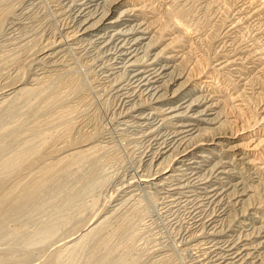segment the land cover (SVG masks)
I'll list each match as a JSON object with an SVG mask.
<instances>
[{"label": "bare ground", "instance_id": "1", "mask_svg": "<svg viewBox=\"0 0 264 264\" xmlns=\"http://www.w3.org/2000/svg\"><path fill=\"white\" fill-rule=\"evenodd\" d=\"M54 2L49 16L56 27L50 28L52 23L45 24L44 18L32 19L33 22L30 20L33 14L26 7L17 9L18 12L7 17L6 23L2 20L0 24V129L5 128L11 117L21 128V116L37 115L43 107L50 114L56 110L59 113L58 102L52 110L47 106L52 104L51 100L55 101L54 96L61 99L58 89L72 81L75 73L72 71L80 62H91L89 57H98L102 62L105 74L104 81L99 83L109 87L107 92L115 98V109L121 119L118 123L115 121L114 129H95L89 110L85 108L77 113L79 116L74 124L57 129L56 139L48 143L37 158L33 156L35 151L28 152L33 144L24 146L27 150L17 148L20 150L17 152L10 140L3 143L4 149L0 150V230L3 229L0 232L7 227V242L10 241L11 247L5 251L8 254L4 256L5 262L1 261L11 264V260L17 259L27 264L33 251L39 252L35 245L41 240L38 239L41 230L35 229L36 235L39 231L37 237L34 231L27 230V234L33 233L38 240L31 234L24 235L27 226L20 235L19 227L24 222L16 217L22 219L31 215L28 212L36 211V204L41 202L45 203L44 208L50 193L57 191V194H66L58 208L62 213L58 217L64 216L59 219L65 221L52 224L53 214L46 216L47 211L45 216L51 224L45 222L55 228L49 230L51 227L48 229L49 226L44 225L49 231H44L45 236L41 234V242L54 240L48 244L52 247L50 256L38 264L61 263L63 249H68L65 258L70 259L85 253L78 264H111L109 250L115 251L116 247L107 245L110 242L105 238L106 221L118 216L127 205H135L136 197L143 191L159 196L160 209L170 213L171 218L183 212V221H180L184 224V234L178 244L192 252V264H264V96L260 100L262 103L255 106L259 114L248 124L243 121L247 127L246 134L242 135L246 138L243 145L249 149L239 147L241 143L236 144L238 149L228 146L226 149L231 152L221 147L225 139L236 133L234 125L249 108L248 98L260 93L256 90L258 87L251 85V79L255 74L264 73V0ZM187 5H194L191 11L196 10L195 13L190 12ZM199 15L209 20L207 28H202L204 32L199 31L201 26L200 29L196 26ZM60 18L64 21L62 25ZM218 21L219 26L215 25ZM166 34H170L168 38ZM161 40L162 47L151 52ZM192 68L196 69L193 74ZM201 75L206 78L196 80ZM88 96L87 92L79 91L62 99L64 103H84ZM59 101L61 104L62 100ZM223 102H229L227 108L235 110L234 115L226 113ZM45 114L48 113L39 116L45 117ZM14 116L19 117L20 123ZM35 120L30 128L36 133L43 131L37 118ZM15 124L7 131L23 129L14 128ZM241 126L243 124L239 128ZM231 128L235 129L231 131ZM15 130L13 135L18 134ZM120 134H133V139L145 144L138 165L132 169L130 177L127 174L124 175L128 178L116 177L115 187L106 194L108 199L93 212L91 210L92 213L87 216L82 213L80 217L72 210V214H68L77 202L82 203L85 196L90 197L101 188V173H98L97 164L96 167L92 165L94 157L99 151L108 150L113 138ZM9 135L2 133L1 137L7 140ZM213 146L220 149L214 152ZM25 152L31 157H25L28 154ZM18 157L25 158L16 159ZM89 161L91 164L87 168ZM84 165L86 168L80 173ZM70 175L73 179L68 177ZM68 182L71 186L67 189ZM52 206L50 203V208ZM41 217L39 220L43 223ZM12 219L21 226L9 225L14 222L10 221ZM30 219L32 222V217Z\"/></svg>", "mask_w": 264, "mask_h": 264}, {"label": "rangeland", "instance_id": "2", "mask_svg": "<svg viewBox=\"0 0 264 264\" xmlns=\"http://www.w3.org/2000/svg\"><path fill=\"white\" fill-rule=\"evenodd\" d=\"M29 1V2H28ZM37 1V2H36ZM37 4H36V3ZM33 5H32V4ZM35 3V4H34ZM54 0H0V11H2V12H0V24L2 23V20H3V22L4 23H6V21L8 20V18L7 17H9L11 14H13V13H16V12H18L17 11V9H19V8H24V9H26L27 8V10H29L30 12H32V14H33V18H29L30 20H32V19H35V18H39V19H41V18H44L45 20V24H47L48 23V25L50 24V23H52V25H50V28H53V27H56L55 25H57L56 24V22H54L53 21V18H52V16L50 17L49 15L51 14L50 13V9H52L53 8V6L52 5H54ZM22 4V5H21ZM31 5H32V7H31ZM23 6V7H22ZM128 6H131V5H128ZM187 6H189V5H187ZM194 6V5H193ZM193 6H189L188 8V10H190V12H193V11H191V10H193ZM26 7V8H25ZM31 8V9H28V8ZM195 7V6H194ZM4 9V10H3ZM6 10V11H5ZM39 10V11H38ZM34 11V12H33ZM195 11L196 10H194V12L193 13H195ZM42 13V14H41ZM197 13V12H196ZM35 14V15H34ZM148 14H151L150 12L148 13ZM39 15V16H38ZM43 15V16H42ZM117 14H115V16H116ZM200 16V19L198 20V22H197V24H196V26H201V30H199L200 32H204L205 30L204 29H202V28H207V25L209 24L208 22H209V20H207L206 21V16H202V15H199ZM7 18V19H6ZM52 18V19H51ZM63 18H66V16H64ZM47 19V20H46ZM33 21V20H32ZM56 21H57V19H56ZM60 21H61V25H62V23L64 22L63 20H61V18H60ZM200 21V22H199ZM34 22V21H33ZM5 25V24H4ZM47 25V26H48ZM215 25H220L219 24V21L217 22V24H215ZM52 26V27H51ZM210 26V25H209ZM214 27H216L217 28V26H214ZM199 29H200V27H199ZM160 32V31H159ZM161 34H163L162 32H161ZM170 34H166V38H168V36H169ZM162 39H164V38H162ZM162 40L160 41V43L161 44H159L157 47H155V48H153L152 50H151V52H157L161 47H162ZM167 42V41H166ZM193 46V45H192ZM206 47V46H205ZM2 52V51H1ZM187 56V55H186ZM206 56V55H205ZM205 56H203V57H205ZM97 57V56H96ZM187 57H185L184 58V61H186L185 59H186ZM189 59V58H188ZM188 59H187V61H188ZM88 60H90L91 62H87V61H82V62H80V64L78 65V66H76L74 69H75V71L73 70L72 72H75V73H73L74 74V78L72 79V81L70 82V83H68L66 86H68V87H66V86H63V87H61L60 89H58V92H60V94H58V92H57V94H58V96H60L61 97V95H62V97H61V99H57V96H54V97H56V98H54L53 97V100H55V101H52L51 100V102L50 103H52V104H50L49 106H47V109L48 110H52V108H55V106H56V104H57V102H58V104H57V106H60V107H57V109L58 108H61V109H58V110H60L59 111V113H57L56 111V113L55 112H52V114H50V112L49 111H47L46 110V107H45V109H44V107L43 108H41V109H39L37 112L38 113H36L37 115H32V116H29V114L30 113H28V114H25V116L27 115V117H25V116H21L20 117V121H21V123H20V121L18 120V116H17V120L19 121V123L20 124H22V125H20L21 126V128L18 126L17 127V125H19L18 123L17 124H15L14 123V120H13V117H11L12 119H11V121L9 120V122H6L7 123V125H5V128L4 129H0V137H1V134L2 133H6V135L8 136L9 135V132H10V130H9V132L7 131L8 129H9V127L10 126H12L13 124H15L16 125V127H15V125L13 126L14 128H20V129H22V130H19L21 133L19 134V131L18 130H15L16 131V133L18 132V134L17 135H13L15 132H13L14 130H12L11 128V132H13V133H11L10 132V135L9 136H11V137H14V138H11V137H9V138H7V140H6V138H0V144H2V145H0V150H3L4 149V145H5V143L6 142H9V140H10V144H12L13 143V145H11V147L12 148H15V149H17V148H19L20 150L22 149L21 147H24V146H30V145H32L31 147H32V149H31V147H29L30 148V150H28V152H30V153H33L34 151V155L33 156H36V158L37 157H39L40 155H38V154H40V153H42V150H43V148L48 144V143H50V142H53L55 139H56V137H57V129H62V128H64L65 126H71L72 124H74L75 123V118H76V116H77V113L79 114V112L81 111V110H83V109H88L89 110V114H90V118H91V120L93 121V123H94V125H95V129H106V130H109V129H114L115 127H116V124H115V121L118 123V121L121 119L117 114H118V111L115 109V98L113 99L111 96H110V94L108 93L109 92V90H108V88L107 87H103V85L102 84H100L99 83V81L101 80V81H104V74H105V72H104V69L101 67L102 66V62L101 61H99V58L97 57V58H94V57H89L88 58ZM97 60V61H96ZM204 60V59H203ZM93 61H94V63H93ZM103 61L105 62V59H103ZM84 62V63H83ZM97 63V64H96ZM186 63V62H185ZM187 67V65L185 64V68ZM196 67V66H195ZM20 68H22V67H20ZM100 68V69H99ZM77 69H78V71H77ZM21 70V69H20ZM199 69H197V71H198ZM5 71V70H4ZM77 71V72H76ZM101 71V72H100ZM191 72H192V74L193 73H195L196 72V69H194V68H192V70H191ZM14 74V73H13ZM77 75V76H76ZM99 75V76H98ZM102 75V76H101ZM263 75H264V73H263ZM263 75H258V74H255V76H253L252 77V79H251V85H253L254 87H258L259 89H256L257 91H259L260 93H257V94H255V96L254 97H251L250 99L248 98V101H249V103L247 104V108L248 109H245V112L246 113H244L243 114V116H242V118H240L239 117V119L237 120V122L235 123V125H234V127H236L237 128V131H236V133L235 134H232L231 135V137L230 138H228V139H225L223 142L224 143H222L223 145H221V147H223V149H226L228 146H230L231 148H236L237 147V149L239 148V147H243V148H245V149H249V147L248 146H246V145H243V141L246 139V138H243V136L242 135H245L246 133H245V131H246V129H247V127L245 126L244 127V123H243V121H246V123L245 124H248V122H251L252 121V119H254V116L256 115V114H259V110H257V107H255L256 106V103H262V101H260L261 100V97H263L264 96V76ZM95 76V77H94ZM261 76V77H260ZM65 77V76H64ZM257 77V78H256ZM70 78V77H69ZM203 78H206V76H204V75H201L199 78H196V80H200V79H203ZM97 82V83H96ZM71 83H73V84H71ZM258 83V84H257ZM90 84V85H89ZM202 84V83H201ZM93 85V86H92ZM91 86V87H90ZM100 86V87H99ZM102 86V87H101ZM252 86V87H253ZM100 88H102V89H100ZM62 89H64V90H62ZM60 90V91H59ZM71 90V91H70ZM68 91V92H67ZM79 91H81V92H87L88 93V95L90 96H88V98H86L85 99V101H84V103H82L81 101H80V103L79 102H74V101H68V102H66V103H64V99H62L63 97L65 98L66 96L68 97H70V96H72V95H74L75 94V92L77 93V92H79ZM108 91V92H107ZM66 92V93H65ZM65 93V94H64ZM70 94V95H68V94ZM108 93V94H107ZM72 94V95H71ZM59 98V97H58ZM253 98V99H252ZM91 99V100H90ZM59 100H62V102H61V104L63 105H61L59 102ZM258 100V101H257ZM55 102H56V104H55ZM70 102V103H69ZM64 103V104H63ZM72 103V104H71ZM73 103H74V105H76V106H74L73 105ZM76 103V104H75ZM81 104V106L80 105H78V104ZM224 103V102H223ZM228 103L229 102H227V103H224L225 104V106L223 107V109L224 110H226V113L227 112H229V114L230 115H234L235 114V110H232V109H228L227 108V105H228ZM236 103V102H235ZM255 103V104H254ZM54 104V105H53ZM66 104V105H65ZM71 104V105H70ZM88 104H89V106H88ZM52 105L54 106V107H52ZM167 105V104H166ZM166 105H163V106H166ZM250 105V106H249ZM254 105V106H253ZM69 106V107H68ZM71 106V107H70ZM223 106V105H222ZM229 106V105H228ZM63 107H65V108H63ZM23 108L25 109L26 107H24V105H23ZM50 108V109H49ZM44 109V110H43ZM26 110V109H25ZM24 110V111H25ZM46 110V111H45ZM73 110V111H72ZM23 111V112H24ZM255 111V112H254ZM44 112L45 113H48V114H45V117H47V118H45V117H42V116H44ZM42 113V114H41ZM55 113V114H54ZM65 113V114H64ZM114 113V114H113ZM253 113V114H252ZM60 114V115H59ZM39 115H42V116H39ZM46 115H50V116H46ZM52 115V116H51ZM117 115V116H116ZM58 116V117H57ZM79 116V115H78ZM77 116V117H78ZM253 116V117H252ZM29 117V118H28ZM34 117H36L37 118V120L39 121V123H40V126L42 125V127H41V129L43 130V131H41V132H39V130H38V133H41V134H38V133H36L35 132V130L33 131L32 130V127L30 128V126H32V122H33V120H35L36 118H34ZM48 117H49V119H50V121H49V119H48ZM62 117V118H61ZM117 117V118H116ZM14 118V119H15ZM32 118H34V119H32ZM45 118V119H44ZM53 118H54V120H53ZM56 118V119H55ZM15 119V122H18L17 120ZM32 119V122L30 121ZM45 121L44 123H43V120ZM66 119V120H65ZM114 119V120H113ZM13 120V121H12ZM28 120V121H27ZM40 120H41V122H40ZM52 120V121H51ZM36 121V120H35ZM47 121V122H46ZM54 121V122H53ZM239 121V122H238ZM11 122H12V124H11ZM31 122V123H30ZM57 122H59V124L57 123ZM111 122V123H110ZM41 123H43V124H41ZM55 124V125H54ZM237 124V125H236ZM240 124H243V126H241V128H239V126H240ZM28 125V126H27ZM65 125V126H64ZM8 126V127H7ZM27 128H26V127ZM62 126V127H61ZM7 127V128H6ZM25 127V128H24ZM108 127V128H107ZM119 127V126H118ZM235 128H231L230 130L232 131V130H234ZM5 132H4V131ZM56 130V131H55ZM3 131V132H2ZM8 133H7V132ZM30 133V134H29ZM13 136H12V135ZM131 135H133V134H131ZM131 135H127V136H124V135H122V134H120V135H118L117 137L115 136L114 138H113V142L110 144V148H108V150H101V151H99L100 153H97V155H96V157H94V164H92V165H96L97 167H98V173L100 174L101 173V177L99 176V178H100V182H101V188L100 187H98L97 189L98 190H96L93 194H92V196H90V197H87V196H85L84 198L85 199H83L84 201L82 202V203H79V202H77V204L75 205L76 206V208H75V206H73L70 210H69V212H67L68 214H70L71 212L70 211H72V210H74V212H75V214H77V215H79L80 217H82V215H84V214H86L85 216H87L88 214H90V213H92L94 210H96V208L99 206V205H101L102 203H104L103 202V200L105 201V200H107L108 199V196L107 195H109V193L111 192V190L112 189H110V188H112V187H115L113 184H114V182H115V180H116V177H121V178H123L126 174H127V176H129L130 177V173L132 172V169L133 168H135L137 165H138V161H139V159H140V154H141V152H142V150H144V147H145V144H143V141H140L139 139H133V137H134V135H133V137L131 136ZM129 136V137H128ZM135 137H137L136 135H135ZM55 138V139H54ZM120 138V139H119ZM2 139H4L5 140V142L2 140ZM2 140V141H1ZM23 142V143H22ZM24 142H27V143H24ZM3 143H4V145H3ZM238 143H241L240 144V146L238 147L236 144H238ZM8 144V143H7ZM25 144V145H24ZM227 144V146H225ZM22 145V146H21ZM35 145V146H34ZM42 145V146H41ZM213 145V144H212ZM219 145V146H220ZM16 146V147H15ZM26 146V147H27ZM219 146H213L215 149H212L214 152H216V149H220V147ZM9 147H10V145H9ZM26 147H24V149H26ZM36 147V148H35ZM42 147V148H41ZM3 148V149H2ZM28 148V149H29ZM19 149H17V152H19L20 150ZM33 149H35V150H33ZM27 150V149H26ZM33 150V151H32ZM251 150V149H250ZM24 151V150H23ZM225 151H228V152H231V150H225ZM15 152H16V150H15ZM27 152V153H28ZM206 152V151H205ZM26 152L24 153V154H27ZM30 153H28L27 155H24V154H22L21 156H25V157H31V154ZM101 155V156H100ZM105 155V156H104ZM20 156V155H19ZM25 157H18V158H16V159H19V158H25ZM95 160L97 161V162H95ZM20 162V160L19 161H17V163H19ZM93 163V162H92ZM205 163V162H204ZM12 164V163H11ZM87 164V163H86ZM89 164H91V161H89L88 162V164H87V168H89ZM13 165H16V164H13ZM95 166V167H96ZM100 166V167H99ZM134 166V167H133ZM85 167V165L83 166V168H81L80 167V173H82V170L84 169V168H86ZM126 167V168H125ZM208 167V166H207ZM128 168V169H127ZM140 168V167H139ZM101 169V170H100ZM100 170V171H99ZM111 170V171H110ZM78 171V170H77ZM84 171V170H83ZM79 172V171H78ZM78 172H76L78 175H79V173ZM76 173H74V175H77ZM123 174V175H122ZM125 174V175H124ZM73 175V174H72ZM72 175H70V176H68L69 178H71V179H73L72 178ZM73 175V176H74ZM77 175V176H78ZM77 176H74L75 178L77 177ZM127 176H125L124 178H126ZM128 178V177H127ZM69 184L65 187V188H69L71 185H70V182H68ZM72 184V183H71ZM70 185V186H69ZM66 189V190H67ZM109 189V190H108ZM54 190H56V189H54ZM66 190H65V193H67L66 192ZM102 191V192H101ZM54 193H50V195L48 196V200L49 201H51V202H49V201H45V202H48V203H46V205H45V211H44V208H43V206H44V202H41V201H38V202H41L40 204H36V206H35V208H37V210L36 211H34V210H31L33 213H30L31 211H29L28 213L29 214H31V215H29V216H31L32 217V222H31V217H29L28 215H26V216H23V217H28V219H24L23 217H22V219L20 218V217H16V218H18L17 220L19 221V219H20V222L21 223H23L22 224V226H21V224H20V222L18 223V224H20V226L21 227H19L20 228V235H22V233H24V232H26V233H24V235H27L28 237L30 236L29 234H31V232H33L35 235H36V233H35V231H37V230H41L40 231V235H39V231H38V234L37 235H39V237H38V239H40L41 238V240H42V238H43V236H45V235H43L45 232H46V228L48 227V229L49 230H52L53 228H55V226H53L52 227V225H49V224H53L54 223V225L57 223H61V219H59V217L60 218H63L62 216H59L58 217V215L59 214H62L61 213V211H58L60 208V204H59V202L60 201H62V198H65L66 197V194H64V192H62V193H59V194H57V191L55 192V191H53ZM107 192V193H106ZM104 193V194H103ZM99 194V195H98ZM107 194V195H106ZM148 194V195H147ZM159 196H157V195H155L154 196V194L152 195L151 193H150V195H149V193H143V191H141L140 193H139V195L136 197L137 198V200H136V204L134 205V204H129V205H127V207H125L124 209H122L121 211H120V213L118 214V216H117V218H116V216L114 217V218H111V219H113V221H112V224H110V222H111V219L108 221L107 219V221H106V223L110 226V229L108 228L109 226L107 225V228H106V232H108V233H106L107 234V237H105V238H107V239H109V242H110V244L108 243L107 245H113L112 247H116L115 248V251L113 252V251H110L109 249V253H110V255H112V256H110L109 258H111V264H192V262H191V255H192V252L189 250V252H188V250H185L183 247V249L181 248V244H178V243H180L179 242V240H180V237H181V235H182V233L184 234V224H183V220H182V218H183V212L181 213V212H179V214H181V216L179 215L178 217H174L173 216V218H171L172 216H170L169 214L170 213H165L164 211L162 212V210L160 209V204H159V198H158ZM52 198V199H51ZM95 198V199H94ZM98 198V199H97ZM104 198V199H103ZM158 198V199H157ZM58 200V201H57ZM102 201V202H101ZM158 201V202H157ZM56 202H58V203H56ZM142 202V203H141ZM44 203V204H43ZM50 203H51V206L53 207V208H50ZM56 203V204H55ZM79 203V204H78ZM101 203V204H100ZM134 203V202H133ZM59 204V205H58ZM40 205L42 206L41 208H39L40 207ZM79 205V206H78ZM136 205H138V206H136ZM129 207V209H127ZM39 208V209H38ZM43 208V209H42ZM52 209V210H50V209ZM59 208V209H58ZM74 208V209H73ZM94 208V209H93ZM138 208V209H137ZM144 208V209H143ZM54 209H55V212H52V211H54ZM66 209H67V207H66ZM76 209L78 210V211H76ZM130 209H132V210H130ZM39 210H40V212H41V210H43V212H39ZM57 210V211H56ZM91 210H92V212H91ZM160 210V211H159ZM47 211H48V215H46V213H47ZM80 214H79V213ZM35 213V214H34ZM36 213H39L38 215L36 214ZM51 213L53 214V215H51ZM58 213V214H57ZM83 213V214H82ZM54 214H57V216L55 215L54 216ZM68 214H66L65 215V218H66V216H68ZM72 214V213H71ZM74 214V213H73ZM82 214V215H81ZM121 214V215H120ZM123 214V215H122ZM125 214L128 216H126V218H125ZM40 215H42V217L40 216ZM49 216V217H51L50 218V221H51V223H50V221L49 220H47V219H49L48 217H46V216ZM51 215V216H50ZM76 215V216H77ZM34 216V217H33ZM37 218H39L40 219V217H41V219H42V221H43V223L41 222V220H39V219H36V217ZM45 216V217H44ZM78 216V217H79ZM55 219H54V218ZM121 217H123V218H121ZM35 218V220H33ZM54 219L53 220V222H52V220L51 219ZM128 218V219H127ZM180 218V219H179ZM58 219V221L57 222H54V221H56ZM69 219H70V217H69ZM116 219V220H115ZM120 219H122V220H120ZM228 219H230V218H228ZM16 219H12V220H10V221H14V222H11V223H9V225L11 224H17V223H15V222H17V221H15ZM28 222H27V221ZM38 220H39V222H38ZM47 220V223H48V221H49V224H48V226H47V224H46V221ZM61 220V221H60ZM117 220H119V221H117ZM180 220H182V221H180ZM65 221V219H63V221L62 222H64ZM116 221V222H115ZM121 221V222H120ZM33 222H35V223H33ZM40 222H41V224H40ZM44 222H45V224H44ZM73 222H74V220H73ZM72 222V223H73ZM120 222V223H119ZM28 223V224H27ZM38 223V225H32V224H37ZM118 223H119V225H118ZM14 224H13V226H14ZM17 224V225H18ZM25 224V225H24ZM27 224V225H26ZM43 224V225H42ZM56 224V225H57ZM122 224H123V226H122ZM28 225H30V226H28ZM40 225H41V227H40ZM44 225H46L47 227L45 228V226ZM125 225V226H124ZM19 226V225H18ZM24 226V227H23ZM25 226H27V228L25 227ZM34 228H33V227ZM38 227V228H36V227ZM43 226V227H42ZM115 226V227H114ZM122 226V227H121ZM183 226V227H182ZM117 227V228H116ZM24 228H26V229H24ZM31 228V229H30ZM33 228V229H32ZM3 229V227H1V230ZM24 229V232H22V230ZM35 229H37V230H35ZM69 228H67L66 230H68ZM108 229V230H107ZM113 229V230H112ZM115 229V230H114ZM122 229V230H121ZM0 230V231H1ZM26 230V231H25ZM27 230H31V232L30 233H28L27 234ZM49 230H47V231H49ZM112 230V231H111ZM45 231V232H44ZM117 231V232H116ZM6 232V233H5ZM42 232V233H41ZM112 234H111V233ZM4 233V234H3ZM33 233L31 234V236L33 235ZM111 235H110V234ZM0 234H2V235H0L1 237H0V264H4L3 262H5V258H4V256H7L5 253L6 252H8L7 251V249H9L11 246V243H10V241H8L7 242V240H9L8 238H9V236H7V227L5 228L4 227V230L2 231V232H0ZM41 234L43 235L42 237H40L41 236ZM37 235H36V237H37ZM35 240L37 239L35 236H32ZM32 237H31V239H32ZM126 237V238H125ZM3 239V240H2ZM4 239H5V241H4ZM37 239V240H38ZM2 240V241H1ZM41 240H39V241H37V243H36V248H37V250H39V252H37L35 249V251H33V253H32V258H30V260L32 261H30V260H28V261H26V263L27 264H38V263H40V261H45L47 258H48V256H50L49 254L51 253L50 251L52 250V247L51 246H48V244H50V242L51 241H53V240H51L50 242L49 241H47L46 243H42L41 242ZM31 241H33L34 242V240L32 239ZM108 241V240H107ZM141 241V242H140ZM121 242V243H120ZM4 243V244H3ZM7 243H10V244H7ZM42 244V245H41ZM30 245V244H29ZM41 245V246H40ZM10 246V247H9ZM34 246V247H35ZM39 246V247H38ZM48 246V247H47ZM28 247V246H27ZM40 247H42V248H40ZM47 247V248H46ZM50 247H51V249H50ZM125 247V248H124ZM157 247V248H156ZM159 247V248H158ZM2 248V249H1ZM39 248V249H38ZM49 249V250H48ZM158 249V250H157ZM29 250H30V248H29ZM112 250V249H111ZM152 250V251H151ZM6 251V252H5ZM123 251V252H122ZM128 251V252H127ZM68 252V249H63V252L61 253L62 254V256H61V258H62V261H61V263L58 261V263L57 264H68L69 262H72L71 264H76V263H74L73 262V260L74 261H77V264H78V260H82V259H84V257H85V253H83L82 254V256L79 254L78 255V257L77 256H75V257H73V258H65L66 257V253ZM112 252V253H111ZM187 252V253H186ZM191 252V253H190ZM190 253V254H189ZM3 254V255H2ZM5 254V255H4ZM25 255L27 254V252L26 253H24ZM29 254V253H28ZM64 254V255H63ZM122 255V256H121ZM28 256V255H27ZM35 256V257H34ZM37 256V257H36ZM79 257H80V259H79ZM114 257V258H113ZM121 259H120V258ZM125 257V258H124ZM38 258V259H37ZM60 258V259H61ZM122 258H123V260H122ZM67 259H70L69 260V262L68 261H65V260H67ZM127 259V260H126ZM3 262H2V261ZM37 260V261H36ZM11 262H13V263H11V264H14V263H16L17 264V262H18V264H20L19 263V261L16 259V260H11ZM80 262V261H79ZM8 263H10V262H8ZM8 263H6V264H8ZM23 263V262H22ZM21 263V264H22ZM70 264V263H69Z\"/></svg>", "mask_w": 264, "mask_h": 264}]
</instances>
